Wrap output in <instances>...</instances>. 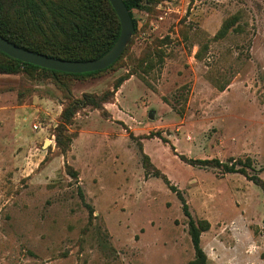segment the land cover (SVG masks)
I'll use <instances>...</instances> for the list:
<instances>
[{
	"label": "rangeland",
	"instance_id": "obj_1",
	"mask_svg": "<svg viewBox=\"0 0 264 264\" xmlns=\"http://www.w3.org/2000/svg\"><path fill=\"white\" fill-rule=\"evenodd\" d=\"M131 17L91 75L5 72L0 55V264H187L183 204L208 224L206 264H264V0H143ZM246 158L247 175L197 161Z\"/></svg>",
	"mask_w": 264,
	"mask_h": 264
},
{
	"label": "trees",
	"instance_id": "obj_2",
	"mask_svg": "<svg viewBox=\"0 0 264 264\" xmlns=\"http://www.w3.org/2000/svg\"><path fill=\"white\" fill-rule=\"evenodd\" d=\"M127 7L130 16L131 10L137 7L143 0H122ZM148 0H145V2ZM132 18V17H131ZM133 29L135 28L134 20ZM227 20L219 32L222 34L229 27ZM120 25L118 18L108 0H0V35L13 44L46 54L68 60L85 61L97 58L104 54L115 42L119 35ZM47 35L43 44L29 39V35L35 33ZM220 34V35H221ZM9 62L4 65L5 72L12 71L16 66L33 68L70 76L91 75L111 67L118 57L108 67L85 73H66L51 69L42 68L36 65L25 63L9 57L0 51ZM82 100L83 107L86 104L98 109L109 97H88ZM72 113L63 111L66 121ZM200 164L221 167L224 172H238L246 174L250 167L249 158L246 160H235L232 163H223L219 160H197ZM252 180L262 186L264 182L255 176ZM183 213L188 218V233L194 250V258L187 264H206L205 254L200 246V233L208 228L206 221L195 222L183 204Z\"/></svg>",
	"mask_w": 264,
	"mask_h": 264
},
{
	"label": "water",
	"instance_id": "obj_3",
	"mask_svg": "<svg viewBox=\"0 0 264 264\" xmlns=\"http://www.w3.org/2000/svg\"><path fill=\"white\" fill-rule=\"evenodd\" d=\"M120 25V31L113 45L101 56L85 60H68L34 52L19 47L0 35V51L9 57L42 68L66 72L85 73L102 70L111 65L124 51L133 33L130 13L122 0H108Z\"/></svg>",
	"mask_w": 264,
	"mask_h": 264
}]
</instances>
